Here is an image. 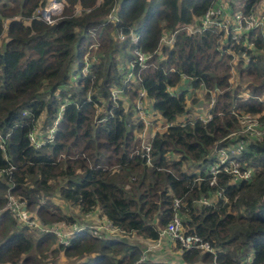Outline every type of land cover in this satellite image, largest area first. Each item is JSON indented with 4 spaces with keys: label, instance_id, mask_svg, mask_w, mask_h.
<instances>
[{
    "label": "trees",
    "instance_id": "obj_1",
    "mask_svg": "<svg viewBox=\"0 0 264 264\" xmlns=\"http://www.w3.org/2000/svg\"><path fill=\"white\" fill-rule=\"evenodd\" d=\"M6 1L12 5L0 3V32L6 30L7 34L0 49V168H14L0 175V207L8 187L25 200L26 207H34L38 188H47L50 178L60 176L64 184L58 194L65 201L81 212L97 208L124 233L152 240L172 214V199L178 198L182 226L215 248L218 264H244L247 255L248 264H264V134L244 148V159L253 166L258 164L251 180L234 183L219 174L210 185L204 171L211 160L210 148L236 126L232 104L242 111L260 110L262 102L257 97L264 95L262 56H252L240 70L254 76L249 88L246 86L250 95L241 98L227 88L226 55L215 49L218 33L180 31L172 42H159L162 33L200 15L209 0H61L62 15L51 24L28 18L45 0ZM255 1L244 0L243 9ZM75 4L81 7L77 15L72 13ZM114 4L117 20L106 21L105 14ZM16 12L26 20L10 18ZM117 31L124 34L120 48H132L131 31L138 35L137 47L149 54L143 68L136 63L132 67L137 75L123 82L128 99L133 101L137 90L144 89L154 118L168 123L163 130L153 132L147 152L140 148L135 133L141 126L138 115L130 120L131 111L124 110V101L112 102L109 95L110 87L121 85L122 75L112 54V35ZM94 38L100 41L97 48L104 57L90 62L88 74L83 75L82 55ZM253 41L262 46L259 34ZM125 57L129 61L132 55ZM183 76L192 90L200 83L220 89L207 121L191 116L186 104L188 92L178 87ZM95 104L102 105L103 112L93 121ZM60 105L53 140L32 146L27 132L40 115L41 129L51 124ZM184 162L191 163V169L185 170ZM26 176L34 186L26 184ZM219 187L227 201L216 197L210 204H195L199 196ZM53 208L57 207L44 202L36 211L47 219L71 221L69 214H55ZM43 242L51 252L59 250L69 257L86 255L76 264H165L149 256L134 263L145 244L124 237L101 239L79 230L65 246L47 233L32 240L7 210L0 211V264H42L36 253ZM198 259L207 261L210 254L187 249L181 252L178 264Z\"/></svg>",
    "mask_w": 264,
    "mask_h": 264
},
{
    "label": "built area",
    "instance_id": "obj_2",
    "mask_svg": "<svg viewBox=\"0 0 264 264\" xmlns=\"http://www.w3.org/2000/svg\"><path fill=\"white\" fill-rule=\"evenodd\" d=\"M264 2V0H263ZM244 0H209L208 5L204 8L200 15L195 16L191 22L181 23L173 30L167 33H162L159 37V42L169 43L172 42L174 35L177 32H185L186 34L201 33L204 30H211L218 33V37L223 36V46L229 49L235 50L238 53L239 59L243 63H246L252 58V51L255 49L254 39L256 34L254 31L262 27L264 23V3L261 7L257 8V5L250 4L247 10L243 9ZM63 10V2L61 0H46L41 7L36 5L28 18H38L43 20L47 24H51L59 17V14ZM87 8H85V11ZM116 4L106 13L104 17L106 21H116L117 15L115 13ZM81 12V7L75 4L72 13L77 15ZM189 23H192L190 25ZM7 22L2 21V27L5 29ZM256 32V31H255ZM2 32H0L1 34ZM264 38V30L260 32ZM118 37L124 38L122 32H118ZM131 42L134 43L132 58L127 63L128 70L124 72L123 82L129 79H133L136 75L132 72V67L136 63L139 68H143L146 65V58L149 54L142 52L136 45L138 35L133 32H129ZM261 41H262V37ZM89 48H86L82 55L80 72L83 75L89 72L90 60ZM119 89H114L117 93ZM112 97H115L112 94ZM145 95L144 89L137 90V98ZM263 102V100L261 99ZM212 102V97L210 103ZM136 104L138 108V117L142 119L143 126L153 118L154 111L147 106H140L139 102ZM61 105L54 116L52 123L44 129L40 128L39 123L35 122L32 128L27 132L28 141L32 146L39 147L45 142H51L53 140V134L56 128V123L59 118V111ZM205 109L200 112L196 118L202 122L207 121L210 118L208 114V108L201 105L200 108ZM26 113L25 110L22 112ZM232 113V112H231ZM102 119V118H100ZM257 123L256 120L251 118V114L245 113L239 115V127L238 129L229 130L223 136L218 139L216 148L209 152L210 162L205 167V172L208 174V184H215L216 178L219 174L226 175L229 182L238 183L241 181H249L253 176L252 164L248 165L244 159V148L250 139H260L264 134V120ZM237 120V119H236ZM168 123H164L166 126ZM237 126V123H236ZM236 126L234 128H236ZM233 129V128H232ZM241 130L242 133H239ZM154 132V131H153ZM152 132V134H153ZM215 145V144H214ZM0 148L3 149V140L0 135ZM144 150H149V144L145 143ZM149 157H146L148 162ZM13 165H9L7 168H0V175L2 173H9L13 169ZM216 197H224L223 189L217 188L211 194L199 196L194 202L197 206L207 205L215 201ZM180 200L178 198L172 199L173 211L170 218L165 225L159 230L158 236L155 239L150 240L147 243L140 255V260L146 258L145 251L158 247L161 243L160 238L166 236L168 240L176 245L178 252H182L187 249H198L200 252H208L210 254L209 264H218L215 256V248L201 236L194 232L187 231L181 223V217L177 210ZM37 206V205H36ZM7 210L10 215L21 225L29 230H35L38 233H47L54 236L56 243L61 246L69 244L70 239L79 230H85L88 234L95 238H106L109 235H118L121 231L115 224H113L105 216L94 215L90 216L89 211L82 212L80 217L71 216V221H65L64 219L57 220L55 222L43 221L38 218L37 214L30 211L26 207V202L20 197H16L12 194L10 188H6L4 194V203L0 207L1 210ZM248 264V255L245 257ZM242 262V260H241ZM242 264V263H240Z\"/></svg>",
    "mask_w": 264,
    "mask_h": 264
},
{
    "label": "rangeland",
    "instance_id": "obj_3",
    "mask_svg": "<svg viewBox=\"0 0 264 264\" xmlns=\"http://www.w3.org/2000/svg\"><path fill=\"white\" fill-rule=\"evenodd\" d=\"M46 1V0H45ZM1 2H6L9 6L12 5L11 2L6 1V0H0ZM263 0H256L255 2H253L252 4L257 5V8L261 7V4H263ZM44 4V3H43ZM42 4V5H43ZM41 7V5H39ZM64 7V6H63ZM112 8V7H111ZM110 8V9H111ZM63 11V10H62ZM62 11L59 14V17L62 15ZM106 16V14H105ZM10 18H14V19H19L21 18L22 20H26V18H24V16L20 13V12H16L14 14H12L10 16ZM3 20H5L7 22V17L4 18ZM112 22V21H109ZM191 22V21H190ZM190 25H192V23H189ZM261 30H264V23L261 26H259L258 29H256L254 31V33H258L260 36V32ZM118 31L113 33V39L115 41V47L112 51L113 56L115 57L116 61H117V68L118 70L121 72V85L118 86H112L109 89V95H110V99L112 102H116L118 99L124 101L123 102V106H124V110L127 111V109H130L131 113L130 116L131 118H129L130 120L132 119V116L135 114H139L138 108L136 109V104H138L137 102H139L140 106H148V100L146 98L145 95L141 96L139 99L137 98V95H135L133 101L129 98V94L128 91L124 88L125 85L123 84V77H124V69L127 68V63L128 61L125 59V55L126 54H131L133 55V48H134V43H131V38L130 35L129 36V41L130 44H132V48H128V46L126 45L123 49L120 48L121 45L119 43L120 40L124 39V38H120L118 37ZM262 37V36H261ZM7 40V34H6V30H4V32H2L0 34V49L2 48L3 43ZM223 36H219L217 37L216 40V44H215V49L218 51V53L220 55H226L225 56V60L227 62V66H228V77H227V88L231 89L232 94L240 96L241 98H246L250 95V93L247 91V84L252 83L253 81L249 82V80L254 79V76L252 77L249 74H243L240 72V70H242V68H244V66L249 63H243L241 59H239L238 53L235 52V50L233 49H229L226 48L225 46H223ZM262 46L258 47L255 46V49L251 52L253 57L257 54H261L260 57L262 56L261 59H263L264 61V38L262 37ZM100 45V41H98L97 39H92V41H90V43L87 44V49L88 46H90L89 48V55H90V60H92L93 63H96L98 61V59L103 58L104 57V53L98 50V46ZM249 82V83H247ZM127 86V85H126ZM247 86V87H246ZM184 87L186 88V92H188L187 95V108H190V114L191 116H199L200 112H202L204 108H200L201 105H204L208 108V114H210L209 109L212 107L214 101H215V97L216 94L218 92H221L220 89L218 87H213V88H207L205 87V85L200 83V86L197 88H193L194 90H192L191 86H188L187 83L184 84ZM94 88V86H93ZM249 88V87H248ZM114 89H119L117 91V93L114 92ZM92 89L89 88L88 92H90ZM111 91L112 94L115 95V97H112L111 95ZM137 94V92H136ZM191 95L193 96V98H191ZM254 96V95H253ZM212 97V102L210 103V99ZM258 99H262V105L259 111L256 112H248V111H242L239 110L235 107L234 104H232L231 106V112L236 116L237 119V126L236 128H233L231 130L234 129H238L239 127V115L241 114H251V118H253L254 120H256L257 123L263 122L260 118H262L264 120V95H260L257 97ZM128 99V100H127ZM103 104V103H102ZM102 105L100 104H95L94 105V110L93 113L91 115V119L94 121L95 118L101 114L103 112L102 109ZM211 116V114H210ZM154 117V116H153ZM43 116L40 115L37 119V122L41 125V121H42ZM141 120V126L137 128V131H135L136 135L139 137V144H140V148H143L145 143L148 142V140L150 139L151 135H152V131H160L164 129V123H159L157 122L156 118H150V121L147 122L144 126H143V122L141 118H138ZM43 128V127H42ZM45 128V127H44ZM43 128V129H44ZM239 133H242L241 130H239ZM135 135V136H136ZM249 141H251L252 139L248 138ZM218 144V142L215 143V145H213L210 148V152L213 151L216 148V145ZM144 149V148H143ZM248 165H250L249 163H247ZM183 168L185 170H188L189 168L191 169V163L189 162H184L182 164ZM253 170H255V168H258V164L252 166ZM24 180L26 182V184L28 186H34L32 179L30 176H26L24 177ZM48 184L49 186L47 188L44 189H40L38 188L37 192H36V198H38V202L34 205V204H30V205H34V207H28V209L30 211H33L37 214L38 218H40L43 221H48V222H55L57 220H60V218L58 217H54V218H44L42 216H40L37 211H36V205L39 206L41 204H43L44 202H49L50 204H52L53 206L59 208V210L57 208H53L51 210H53V212L55 214H69L70 216H76V217H80L81 216V211L79 210V207H77L76 205H74L73 203L69 202V201H65L61 196H59L58 194V189L59 187H61V185L64 184V177H60V176H55L53 178H50L48 180ZM6 192V190H5ZM5 194V193H4ZM12 194L15 195L16 197H20L19 195H17L14 191H12ZM224 198V197H223ZM224 201H227V198H224ZM3 205V204H2ZM1 205V206H2ZM61 212V213H60ZM58 215V216H59ZM25 229L27 230L28 233L31 234V238L32 240H34V238L43 235V233H38L35 230H29L28 228L25 227ZM109 237H124L126 240L130 241V242H142L140 236H136V234L133 233H124L121 232L118 235H114V236H108L106 238ZM140 237V238H139ZM103 239V238H101ZM54 240V239H53ZM149 241V240H148ZM55 242H53L52 246H56V244H54ZM146 244V243H145ZM51 248V246H50ZM150 251V250H148ZM148 251H145V253H147ZM38 253H36L37 255V259L39 260V262H42V264H76L79 259L83 258L86 255H83L81 257L77 256V257H69V256H65L64 254H62L59 250H56L54 252H51L49 249V246L47 247V244L45 242L41 243L40 247L37 250ZM161 254V253H159ZM160 257L158 258H154L157 260H162L163 258L161 257V255H159ZM148 258V257H147ZM137 261H140V258L138 260H136L134 263H136ZM207 264H209L210 259L205 261ZM4 264H10L5 262Z\"/></svg>",
    "mask_w": 264,
    "mask_h": 264
},
{
    "label": "crops",
    "instance_id": "obj_4",
    "mask_svg": "<svg viewBox=\"0 0 264 264\" xmlns=\"http://www.w3.org/2000/svg\"><path fill=\"white\" fill-rule=\"evenodd\" d=\"M188 84V80H186V78L183 76L181 79H180V84H178V87H181V88H184V84ZM176 87H177V84H176ZM148 107V106H147ZM155 112L153 113V116L155 117ZM153 117V118H154ZM159 123H165V121L163 120H159L158 121ZM153 132V131H152ZM90 213V216H101L102 218L104 217V215L100 214L99 211L97 210V208H93L91 211H89ZM140 238V237H139ZM149 239H144V238H141V241L142 243H149L150 240L148 241ZM160 241H161V244L160 246L158 247H155L153 249H151L150 251H148L146 253V258L149 256V257H152V258H158L160 257L159 255H161V257L163 258L161 261H163L165 264H178L180 263V252H178L177 248H176V245L174 243H172L170 240H168V238L166 236H162L160 238ZM145 244V245H146ZM144 248V247H143ZM161 253V254H159ZM158 256V257H157ZM191 264H207L205 261H201L200 259L194 261L193 263Z\"/></svg>",
    "mask_w": 264,
    "mask_h": 264
}]
</instances>
